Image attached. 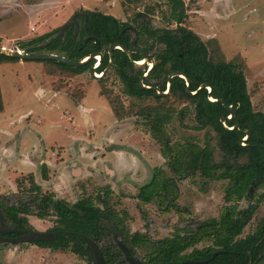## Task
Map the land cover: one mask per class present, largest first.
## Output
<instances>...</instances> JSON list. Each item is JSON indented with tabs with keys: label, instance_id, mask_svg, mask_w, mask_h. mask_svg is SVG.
<instances>
[{
	"label": "rangeland",
	"instance_id": "1",
	"mask_svg": "<svg viewBox=\"0 0 264 264\" xmlns=\"http://www.w3.org/2000/svg\"><path fill=\"white\" fill-rule=\"evenodd\" d=\"M183 1L190 28L207 43L211 52L220 45L226 60L241 64L253 108L264 112V0ZM85 9L110 13L132 24L139 11L155 27L175 26L169 19L167 0H0V46L16 49L20 40L59 27L75 11ZM210 38H215V42ZM47 69L53 67L47 66ZM99 88L123 102L128 115L118 119L126 123L121 129L112 128L117 120L106 97L98 93ZM0 89L3 101L0 199L8 204L26 202L36 212L39 208L33 206L34 199L45 193L73 202L80 196L93 195L97 189L109 187L108 203L119 214H123V210L127 212L123 223L130 232H146L156 240L170 235L177 227L194 226L208 216H217L225 203L226 180L201 182L198 174L178 182L179 193L175 200L178 210L164 211L156 200L143 202L136 196L139 186L150 179L155 166L167 173L170 170L159 143L140 122L142 117L136 115L141 106L154 100H140L123 93L121 82L111 68L96 78L86 70L71 76L50 73L37 59L6 61L0 63ZM81 89L83 98L75 104L72 95ZM170 101L175 109L166 124L171 140L193 137L203 145L208 139L213 157L218 160L221 151L215 144L214 132L206 134L205 129L192 127L195 120L187 101ZM83 105L91 106L92 110L87 111ZM74 160L78 163L74 164ZM42 164L46 178L42 176ZM77 164L83 167L82 172L78 171ZM30 174L40 190H30L33 184L29 181ZM252 193V197L240 201L241 206L257 203L242 235L254 230L264 217V188ZM26 216L35 230H49L56 221L51 211L43 217L34 213ZM108 237L111 238L110 233ZM207 243L199 242L197 246ZM148 250L147 246H138L134 255L144 258ZM89 258L69 248L54 249L28 241H0V264H96Z\"/></svg>",
	"mask_w": 264,
	"mask_h": 264
},
{
	"label": "trees",
	"instance_id": "2",
	"mask_svg": "<svg viewBox=\"0 0 264 264\" xmlns=\"http://www.w3.org/2000/svg\"><path fill=\"white\" fill-rule=\"evenodd\" d=\"M169 19L175 26H153L145 19L143 12H137L132 24L110 13L97 9H85L87 18L78 16L79 26L74 35V26L66 27L59 34V27L37 36L20 40L18 48L29 53L56 52L71 60H82L92 52H101L102 61L97 68L101 72L109 61L108 46L117 42L129 48L130 40L150 52L154 63L147 72L148 65L135 63L140 60L138 52L126 53L121 48H113L111 69L122 85V92L138 99L151 98L154 103L141 106L136 115L147 127V131L160 145V150L170 173L159 166L153 168L150 179L139 186L136 196L143 202L156 200L164 211L180 209L175 202L179 193L178 182L187 176L198 174L201 182L225 179L223 188L224 204L217 216H208L194 226L175 228L170 235L152 240L148 233L130 232L123 223L127 212L119 214L109 203V187L98 189L95 196H82L69 208L65 200L53 198L45 193L34 199V212L25 202L8 204L0 199V209L5 221L21 228L32 229L27 220L28 213L39 217L50 211L56 215L51 241H35L41 246L54 249H70L80 256L92 258V250L86 236L99 246L107 264H128L121 249L109 236V230L101 219L114 224L123 234L122 241L134 253L138 246L149 247L144 259L151 264L161 262L202 260L216 255L201 264H248L264 259V217L255 229L242 235L243 228L250 221L257 203L249 202L241 206L240 201L252 197L253 190L264 188V112L255 110L241 64L226 60L220 45L215 52L189 26L187 7L183 0H167ZM215 42V38H210ZM209 39V40H210ZM218 44V41H217ZM18 57L0 53V63L17 61ZM47 72L73 75L88 70L94 58L79 65H69L54 59H37ZM52 66L53 69H47ZM147 72L146 75L144 73ZM176 72V73H175ZM183 73L180 76L178 73ZM172 74L171 77L169 75ZM188 78V89L186 78ZM166 94H155L156 89L166 90ZM202 84H208L202 85ZM202 85V86H201ZM114 115L121 119L128 113L120 98L110 96L101 88ZM187 101L193 112L195 129L214 132L215 144L221 157H213V149L208 139L200 145L193 137L183 141H172L166 131V124L175 110L172 101ZM229 108L235 112L231 118ZM3 109L0 89V111ZM224 120H221V117ZM137 121V120H136ZM249 131V136H246ZM211 137V136H210ZM245 137V138H244ZM42 176L47 177L42 171ZM29 175L30 190H40ZM33 201V199H32ZM101 204V205H100ZM81 211V212H80ZM17 232H12L14 235ZM208 243L198 247L199 242ZM199 264V263H187Z\"/></svg>",
	"mask_w": 264,
	"mask_h": 264
},
{
	"label": "water",
	"instance_id": "3",
	"mask_svg": "<svg viewBox=\"0 0 264 264\" xmlns=\"http://www.w3.org/2000/svg\"><path fill=\"white\" fill-rule=\"evenodd\" d=\"M77 15H83L84 16V22L86 21L87 15H86L85 11L77 10L70 16V18L66 22H64L61 26H59V34H62L66 27H72V26L75 27L74 35L76 34L77 28H78V21L76 19ZM115 47L121 48L122 50H124L128 54L130 52H138L142 55L143 61L150 62L149 63L150 67L153 65V56L149 52H147L143 47L137 46L133 40H130L129 48L123 47L122 45H120L117 42H112L109 44L108 50H107L108 55H109V61H108L107 65L105 66V68L102 70V72L99 75L95 74L97 65H94V64L90 65L88 68V72H89L91 77L99 78V77L103 76L107 72L108 69L111 68L112 59H113V48H115ZM0 53H5V54L12 55V56H16L19 59H54L57 61L67 63L69 65L82 64L87 59L93 57V55L96 54V52L95 53L92 52L88 56L83 58L82 60L76 61V60H71V59L67 58L66 56L58 54L56 52L29 53V52H26L24 50H20L19 48H16V49L5 48L4 46H0ZM98 54L100 55V57L102 56L101 53H98ZM100 62H101V58H100ZM135 62L139 63L137 61H135ZM148 71H149V68H148L147 72ZM147 72H145L144 75H146ZM178 74L180 76H184V74L181 72ZM171 76H172V74L169 75V77H171ZM188 83H189V80H188V78H186V84H187L186 89H187V91H189ZM202 85H206L209 88L208 84H202ZM169 86H170V83L168 81L167 89L166 90H159L157 88L155 94H158V95L159 94H166L169 91ZM189 92L193 93V91H189ZM229 110H230V115H228L227 117L231 118L235 112V109L229 108ZM221 120L222 121L224 120L223 116L221 117ZM249 134H250L249 131H246L245 137H248ZM66 204L69 208H73V209L75 208L70 203H66ZM104 224H105L106 228L110 231L111 237L114 240V242L122 250L123 257L128 262V264H151L148 262L141 261L139 258L133 256L128 251L125 243L121 240V231L117 227H115L113 224H111L108 221H104ZM12 231H14V232L16 231V232H18V234L15 236L2 235V236H0V240H2V241L5 240V241H9V242H27V241H44V240L49 241V240H52L54 237V233L51 230H35V229L17 228L15 226H9L4 222L3 215H2V212L0 210V232L9 233ZM86 239L89 242V244L93 250V256H94L95 263L96 264H107L99 246L91 238L86 236ZM216 253H217V251H214L209 258L202 259V260L170 261V262H161L158 264H187V263H199V264H201V263H205L208 260L212 259L216 255ZM248 264H264V259H261L255 263L249 262Z\"/></svg>",
	"mask_w": 264,
	"mask_h": 264
},
{
	"label": "flooded vegetation",
	"instance_id": "4",
	"mask_svg": "<svg viewBox=\"0 0 264 264\" xmlns=\"http://www.w3.org/2000/svg\"><path fill=\"white\" fill-rule=\"evenodd\" d=\"M78 16H80V15H77L76 16V19H77V21H78ZM81 16H83V15H81ZM78 26H79V22H78ZM75 28V27H74ZM75 30V29H74ZM77 33V32H76ZM76 35V34H75ZM75 35H73L74 37H75ZM147 51V50H146ZM148 52V51H147ZM95 53V52H94ZM98 53H101V52H96V54H98ZM150 53V52H149ZM96 54H94V55H96ZM102 54V53H101ZM151 54V53H150ZM94 55H93V58H94ZM152 55V54H151ZM141 57H142V55H141ZM100 58H101V61H102V56L101 57H99V59H96V57H95V59H94V62H93V64L94 65H97V68H98V66H99V64L101 63L100 62ZM141 59H143V58H141ZM135 61H137V60H135ZM100 62V63H99ZM138 62V61H137ZM136 63V62H135ZM141 63H145V61H143V62H141ZM153 63H154V58H153ZM136 64H140V63H136ZM92 65V64H91ZM97 68H96V70H97ZM148 68L150 69V65L148 64ZM148 68H147V70H148ZM102 72V71H101ZM101 72H95V74H100ZM100 190V189H99ZM98 191V189L96 190V192ZM95 192V193H96ZM95 193L93 194V195H90V196H95ZM89 195H86V196H89ZM80 197H82V196H80ZM79 197V198H80ZM78 199V198H77ZM76 199V200H77ZM75 200V201H76ZM75 201H73V202H67L66 201V203H70V204H72V203H74ZM73 205V204H72ZM75 207V206H74ZM76 208V207H75ZM1 210V209H0ZM2 212V211H1ZM2 215H3V213H2ZM3 219H4V215H3ZM101 221L104 223V221H107V220H105V219H101ZM4 222L7 224V225H9V226H14V225H10V224H8L6 221H5V219H4ZM109 222V221H108ZM111 223V222H110ZM112 224V223H111ZM114 225V224H113ZM115 226V225H114ZM15 227H17V226H15ZM116 227V226H115ZM17 228H21V227H17ZM27 229V228H26ZM50 230V229H49ZM12 232H14V231H12ZM12 232H9V233H2V232H0V236H2V235H7V236H15V235H17L18 234V232L16 233V234H14V235H10V233H12ZM16 232V231H15ZM110 232V231H109ZM122 232H121V236H122ZM110 235H111V233H110ZM53 239H54V237H53ZM52 239V240H53ZM92 239V238H91ZM111 239H112V237H111ZM93 240V239H92ZM113 240V239H112ZM121 240H122V238H121ZM0 241H2V240H0ZM5 241V240H4ZM44 241H47V240H44ZM49 241H51V240H49ZM94 241V240H93ZM114 241V240H113ZM28 242H35V241H28ZM95 242V241H94ZM15 243V242H14ZM89 243V242H88ZM115 243V242H114ZM116 244V243H115ZM90 245V244H89ZM117 245V244H116ZM125 245H126V243H125ZM91 247V246H90ZM126 247H127V245H126ZM128 249V248H127ZM91 250H92V248H91ZM122 251V250H121ZM129 251V250H128ZM130 252V251H129ZM131 253V252H130ZM133 256H135V257H137L136 255H134V253H131ZM122 256H123V252H122ZM92 258H93V260H94V256H93V250H92ZM137 258H139V257H137ZM141 261H144V262H147L144 258H139ZM95 261V260H94ZM149 263V262H148Z\"/></svg>",
	"mask_w": 264,
	"mask_h": 264
},
{
	"label": "crops",
	"instance_id": "5",
	"mask_svg": "<svg viewBox=\"0 0 264 264\" xmlns=\"http://www.w3.org/2000/svg\"><path fill=\"white\" fill-rule=\"evenodd\" d=\"M86 71H88V70H86ZM82 72H84V71H82ZM81 73V72H80ZM75 74H79V73H75ZM71 76V75H70ZM100 88L98 89V93L100 94V95H102V96H105L104 94H102L101 92H100ZM83 95H84V91H83V89H81V91L80 92H77V94L74 96V94L72 95V97H73V99H74V101H75V104H79V99L80 98H83ZM107 99V98H106ZM108 101V100H107ZM109 103V102H108ZM110 105V104H109ZM84 106V105H83ZM83 106H82V109H83ZM84 107H86L87 109V111H91L92 110V107L91 106H84ZM110 108H111V106H110ZM84 110V109H83ZM111 112H112V115H113V117H114V119H115V124L112 126V128L113 127H115V126H117V127H119L120 129L122 128V125H124V124H126V123H121V122H119V120H118V118L114 115V113H113V111H112V109H111ZM37 121L38 122H40V120L39 119H37ZM39 140H40V137H39ZM125 141V140H124ZM95 145V144H94ZM1 154H3V153H1ZM47 161H48V159H47ZM74 164L75 163H78V161L77 160H74V162H73ZM77 165H79L78 166V168L77 169H79L78 171H80V172H82L83 171V167L80 165V164H77ZM42 166H44L43 164H42ZM63 169L64 168H61V170H62V172H63ZM47 175V174H46Z\"/></svg>",
	"mask_w": 264,
	"mask_h": 264
},
{
	"label": "built area",
	"instance_id": "6",
	"mask_svg": "<svg viewBox=\"0 0 264 264\" xmlns=\"http://www.w3.org/2000/svg\"><path fill=\"white\" fill-rule=\"evenodd\" d=\"M96 57V59H99L100 55L99 54H96L94 55V58Z\"/></svg>",
	"mask_w": 264,
	"mask_h": 264
},
{
	"label": "bare ground",
	"instance_id": "7",
	"mask_svg": "<svg viewBox=\"0 0 264 264\" xmlns=\"http://www.w3.org/2000/svg\"><path fill=\"white\" fill-rule=\"evenodd\" d=\"M138 62H139V63L143 62V59L138 60ZM96 75H98V74H96Z\"/></svg>",
	"mask_w": 264,
	"mask_h": 264
}]
</instances>
